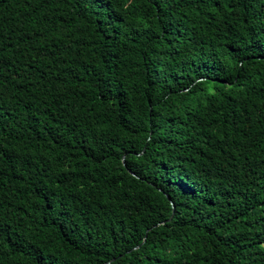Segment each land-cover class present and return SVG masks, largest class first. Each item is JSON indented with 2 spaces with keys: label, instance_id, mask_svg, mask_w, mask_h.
Returning a JSON list of instances; mask_svg holds the SVG:
<instances>
[{
  "label": "trees",
  "instance_id": "16d2710c",
  "mask_svg": "<svg viewBox=\"0 0 264 264\" xmlns=\"http://www.w3.org/2000/svg\"><path fill=\"white\" fill-rule=\"evenodd\" d=\"M0 264H264V0H0Z\"/></svg>",
  "mask_w": 264,
  "mask_h": 264
},
{
  "label": "water",
  "instance_id": "95a60500",
  "mask_svg": "<svg viewBox=\"0 0 264 264\" xmlns=\"http://www.w3.org/2000/svg\"><path fill=\"white\" fill-rule=\"evenodd\" d=\"M174 208V207H173Z\"/></svg>",
  "mask_w": 264,
  "mask_h": 264
}]
</instances>
